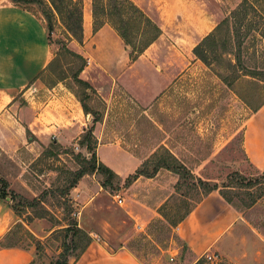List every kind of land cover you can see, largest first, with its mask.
Instances as JSON below:
<instances>
[{
    "label": "rangeland",
    "instance_id": "1",
    "mask_svg": "<svg viewBox=\"0 0 264 264\" xmlns=\"http://www.w3.org/2000/svg\"><path fill=\"white\" fill-rule=\"evenodd\" d=\"M42 1L50 6L48 0H18V4L32 10L47 27L48 6L41 4ZM79 1L82 26L84 20L89 27L82 44L67 33L54 12L49 32L54 73L44 75L49 84L57 82L61 66L68 73L64 84L81 93L69 75L78 62L67 55L64 48L86 59L87 65L81 75H179L145 110L121 84L114 89L108 107L96 90L95 94L88 92L86 98L90 111L105 116L107 109L101 137L99 134L101 143L97 141L93 151L97 163L100 158L124 163L112 148H103L117 142L120 152L140 157L139 165L147 160L144 170L152 177L142 176L126 183L130 175L118 176L103 186L105 176L88 173L79 179L73 187L75 190L71 188L67 192L74 175L83 167L80 154L86 159L91 157L86 145L55 146L52 141L39 144L26 129L24 137L28 144L20 147L17 143L14 152L8 154L0 152V198L21 219L9 229L0 244L30 250L34 258L31 264L62 261L69 264L92 240L107 250L126 247L140 264H196L197 261L199 264H240L237 258L215 251L189 258L186 247L176 236L177 226L170 223L186 208L195 205L200 191L192 186L193 181L185 183L173 172L175 166L163 147L195 178L228 185L227 195L240 205L235 210L245 226H239L235 233H252L264 241V187H240L235 180H228L234 172L249 180L264 175V171L250 164L241 148V127L246 119L264 107L263 104L254 110L264 102V85L255 88L239 82L236 86L250 96L253 105L250 109L192 54L197 40L208 35L214 29L211 28L237 9L242 0H169L166 11L158 9L155 0H132L139 7L151 1L147 6H151L149 16L154 21L156 15L167 18L160 38L161 48L150 47L141 60L145 66L139 69L130 68L125 46L110 26L105 25L98 34L100 43L99 38L95 39L92 0ZM154 13L156 15H152ZM252 22L254 28L243 40L244 66L264 72V39L261 37L264 23L257 17L252 18ZM254 39L255 46L250 48ZM172 55L182 60L177 61ZM165 56H168L167 61ZM163 159H167L164 164L169 165L172 172L157 168ZM86 189L88 194H85ZM83 193L85 196L81 199ZM115 196L122 200L121 204ZM85 204L89 208L81 212ZM206 255L211 256V260H207Z\"/></svg>",
    "mask_w": 264,
    "mask_h": 264
},
{
    "label": "crops",
    "instance_id": "2",
    "mask_svg": "<svg viewBox=\"0 0 264 264\" xmlns=\"http://www.w3.org/2000/svg\"><path fill=\"white\" fill-rule=\"evenodd\" d=\"M168 1L155 0L158 4L157 8L163 11L167 10ZM146 3L150 4L151 1ZM147 4L142 3V6L138 7L158 25L162 35L167 18L158 17L154 13L152 15H156L157 18L154 21L149 16L151 6L149 8ZM86 23L83 20V38L89 30ZM105 25L95 32L97 41L100 37L98 34L103 31ZM213 28L214 26L211 30ZM161 35L135 62H131V69L143 65L141 60L150 47L156 45L157 48H161ZM204 37H200L195 46ZM100 41L101 38L99 43ZM103 43L104 40L101 44ZM52 58L53 50L47 39L44 21L37 14L9 0H0V128L2 127L0 152L3 154L14 152L18 144L20 147L22 144H28L24 137L26 129L31 133L33 141L39 144L45 145L52 141L60 146L70 147L77 145L80 136L92 125L93 116L83 112L81 104L61 82L46 86L37 79ZM175 58L177 61L182 60V57ZM164 59L167 61L168 56ZM81 74L80 78L96 90L107 107L113 97L114 89L119 88L121 84L128 95L140 102L143 110L150 108L155 98L165 93L179 76L164 73L160 75ZM157 78L158 81L155 82ZM147 89H149L148 96V91L145 92ZM106 113L107 109L102 120L94 124L93 135L98 143H101L100 137L106 122ZM263 129L264 107L249 120L246 119L241 127L242 151L250 164L260 171H264ZM116 145L117 142H114L104 145L103 148H112L122 157L124 163L103 158H100V162L119 177L133 174L140 166V159L125 151L120 152ZM99 151L100 144L98 154ZM85 194H88L87 189ZM85 194H80V198L84 199ZM6 203L0 198V243L9 229L21 220ZM88 206V204L82 205L81 212H86ZM239 218L237 211L227 204L218 192H212L177 225L175 233L186 247L190 259L215 251L222 256L237 258L240 264H264V241H260L252 233L236 234L239 226L245 227ZM225 247L230 250H226ZM109 250L92 240L87 249L69 264H140L126 247L120 246L115 250ZM33 259L30 250L13 246L2 247L0 244V264H31Z\"/></svg>",
    "mask_w": 264,
    "mask_h": 264
},
{
    "label": "trees",
    "instance_id": "3",
    "mask_svg": "<svg viewBox=\"0 0 264 264\" xmlns=\"http://www.w3.org/2000/svg\"><path fill=\"white\" fill-rule=\"evenodd\" d=\"M14 4L21 6L31 12L32 10L19 5L18 0H11ZM50 6L44 1L41 4L48 6L47 18V39L49 40L50 25L55 18V14L64 26L69 35L76 40L79 44L83 41V26H82V6L79 0H48ZM55 12V14H54ZM92 12V31L95 33L103 25H109L117 36L123 42L125 49L128 53V58L131 62H135L143 52L151 46L161 35V30L156 23H154L145 13L132 2V0H92L91 4ZM34 13V12H33ZM259 18L264 23V0H242L237 9L232 11L221 22H219L214 29L206 35L192 50L193 55L197 60L202 62L210 71L224 84L239 100L245 104L248 108L253 109L252 100L248 93L241 90H237L236 86H239V82H245L252 87H260L264 85V72L257 68H249L244 66L243 52L246 48L243 47V40L249 34L250 30L254 28L252 18ZM243 26L245 29L243 30ZM264 39V35L261 36ZM255 39L252 41L250 48L255 46ZM67 55L78 62L77 68L73 71H69V75L74 84L80 88L81 93L73 89L68 84H64L68 75L67 71L60 66V76H57V82H63L64 86L75 96L78 102L81 104L82 110L85 114H91L93 116L92 125L80 136L77 141V145L83 147L86 145V149L91 153L90 159H86L85 156L80 154L83 165L74 178L70 182L67 192L75 187L80 178L88 173H99L105 176L106 180L103 186H106L112 178H118V176L107 166L101 162L96 161L95 153L97 140L93 135L94 124L102 120V116L90 111L86 104V98L89 93L95 94L94 89L89 83L80 78V74L85 69L87 62L86 59L75 52L69 51L64 48ZM52 60L46 68L39 74V79L46 86H53L56 83L49 84L44 75L51 73ZM54 73V72H53ZM238 83V84H237ZM264 102L254 110L262 106ZM59 146L58 144H54ZM164 152L167 154L171 163L175 166L173 172L179 176V178L185 183L193 181L192 186L200 191V197L196 201L195 205L185 209L184 213L178 215L174 221L170 223L171 226L176 227L181 223L194 209V207L200 203L203 198L212 192H218L221 198L229 204L232 208L238 209L240 205L233 203L231 198L227 195L226 190L228 185H219L215 182L203 181L200 178H195L193 174L183 164H181L168 149L163 147ZM137 157L136 155H134ZM139 157V156H138ZM140 158V157H139ZM147 160H143L140 167L130 176L126 178V183L135 181L139 177L151 178L152 175L148 174L144 170V165ZM167 159L161 160L157 168H165L172 172L169 165L164 163ZM154 170V172L157 170ZM230 182H237V185L242 186H258L264 187V175L261 178L247 179L238 172H234L232 176L228 177ZM260 190V189H259ZM241 206H246L241 204ZM2 247H12L11 245ZM205 260V259H204ZM197 261L196 264H199ZM59 264H67L66 261H62Z\"/></svg>",
    "mask_w": 264,
    "mask_h": 264
},
{
    "label": "built area",
    "instance_id": "4",
    "mask_svg": "<svg viewBox=\"0 0 264 264\" xmlns=\"http://www.w3.org/2000/svg\"><path fill=\"white\" fill-rule=\"evenodd\" d=\"M76 149H78V148L76 147ZM115 198H117V203H118V204H121V203H122V200H121L118 196H115ZM205 258H206L207 260H211L212 257L209 256V255H206Z\"/></svg>",
    "mask_w": 264,
    "mask_h": 264
}]
</instances>
